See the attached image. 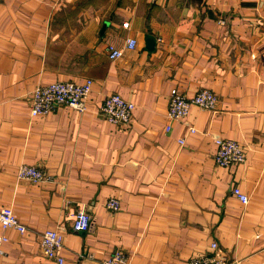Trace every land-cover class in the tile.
Returning a JSON list of instances; mask_svg holds the SVG:
<instances>
[{
    "label": "crops",
    "instance_id": "crops-1",
    "mask_svg": "<svg viewBox=\"0 0 264 264\" xmlns=\"http://www.w3.org/2000/svg\"><path fill=\"white\" fill-rule=\"evenodd\" d=\"M109 45L122 55L110 59ZM85 79L84 112L30 115L37 85ZM172 88L209 89L215 108L169 120ZM112 93L133 104L126 127L100 113ZM215 138L243 145L244 161L218 166ZM20 164L47 179H19ZM2 206L27 229L0 225V264H60L40 250L46 229L63 234L61 264H104L115 250L128 264H188L213 242L238 264H264V0H1ZM77 208L90 230L72 228Z\"/></svg>",
    "mask_w": 264,
    "mask_h": 264
},
{
    "label": "built area",
    "instance_id": "built-area-1",
    "mask_svg": "<svg viewBox=\"0 0 264 264\" xmlns=\"http://www.w3.org/2000/svg\"><path fill=\"white\" fill-rule=\"evenodd\" d=\"M122 25L127 27L128 23L124 22ZM135 45V39L127 40L128 48H134ZM107 50L110 59H116L122 55V51L112 45H109ZM91 89V79H85L82 83L63 80L37 85L30 94V115H46L58 105L70 106L79 112H84L87 109V99ZM216 101V95L209 89H201L194 96L188 98L178 88H172L168 98L167 117L169 120H182L187 116L191 105L214 110ZM99 110L108 121L126 127L131 122L133 104L119 94L112 93L103 99ZM169 128L170 125H166V130ZM188 130L191 133L195 132V128L192 126H189ZM179 142L183 144L184 139H179ZM214 142L216 144L214 161L218 166L228 167L244 161L245 148L239 142L225 138H215ZM17 177L31 182H42L47 179L46 173L41 168L27 164L18 166ZM230 192L240 203L248 202L249 197L238 186H232ZM106 206L112 211H117L120 208V201L111 197L106 201ZM0 225L3 229L13 228L19 233H23L27 229L13 209L7 206L0 207ZM71 225L74 230L88 231L92 227V217L83 208H77ZM2 240H7V238L2 237ZM39 247L46 257L53 258L60 264L63 262L61 255L63 234L57 229L42 231L39 236ZM211 248L210 254L193 256L189 259L188 264H238V261L221 254L217 243L213 242ZM103 263L128 264V258L121 250H115L103 260Z\"/></svg>",
    "mask_w": 264,
    "mask_h": 264
},
{
    "label": "water",
    "instance_id": "water-1",
    "mask_svg": "<svg viewBox=\"0 0 264 264\" xmlns=\"http://www.w3.org/2000/svg\"><path fill=\"white\" fill-rule=\"evenodd\" d=\"M150 40V39H149Z\"/></svg>",
    "mask_w": 264,
    "mask_h": 264
}]
</instances>
